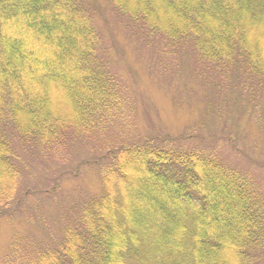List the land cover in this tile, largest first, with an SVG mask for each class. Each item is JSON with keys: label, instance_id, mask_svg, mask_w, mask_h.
I'll list each match as a JSON object with an SVG mask.
<instances>
[{"label": "trees", "instance_id": "1", "mask_svg": "<svg viewBox=\"0 0 264 264\" xmlns=\"http://www.w3.org/2000/svg\"><path fill=\"white\" fill-rule=\"evenodd\" d=\"M107 1L129 34L183 55L210 98L264 130V0ZM102 43L86 0H0V222L59 191L57 179L19 193L22 151L103 133L85 162L101 192L60 206L42 237L16 235L0 264L264 263L263 183L217 151L226 136L102 142L131 106Z\"/></svg>", "mask_w": 264, "mask_h": 264}, {"label": "rangeland", "instance_id": "2", "mask_svg": "<svg viewBox=\"0 0 264 264\" xmlns=\"http://www.w3.org/2000/svg\"><path fill=\"white\" fill-rule=\"evenodd\" d=\"M86 1L101 31L103 48L113 72L120 79L123 93L131 103L120 120L110 125L102 142L114 143L118 139L130 143L147 136H178L182 132H187L182 133L187 136L194 132L201 134L195 138L203 137L205 141L210 140L202 135L203 131L207 135L226 136L217 141V151L234 164H244L264 187V168L254 163L255 158L262 161L264 167V130L257 127L258 119L246 115L239 120V112L231 113L229 106L220 102L218 97L210 98L216 91L205 93L196 75L189 73V64L182 60L183 55L166 53L158 39L151 42V39L147 41L144 37L129 34L124 21L115 14L107 0ZM198 126L202 130L197 131ZM101 136L102 132L97 139ZM97 139L87 135L71 142L70 147L53 149L49 155L38 154L33 149L21 152L27 172L19 193L28 188L37 190V186L49 188L57 179L60 187L54 201L41 203L38 196L31 197L22 206V214L15 211L14 215L1 220L0 258L8 256L16 235L35 233L42 237L45 231L37 230V226L52 225V218L60 206L71 205L72 208L79 199L101 192L96 167L91 163L85 164L95 159L97 154H102V150L95 146ZM79 163H83L82 166L78 167ZM64 171L67 174L59 177ZM13 207L11 204L8 210ZM53 228L57 232L56 224Z\"/></svg>", "mask_w": 264, "mask_h": 264}]
</instances>
